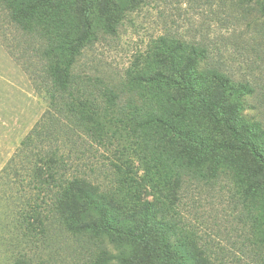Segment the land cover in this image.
<instances>
[{
  "label": "rangeland",
  "instance_id": "rangeland-1",
  "mask_svg": "<svg viewBox=\"0 0 264 264\" xmlns=\"http://www.w3.org/2000/svg\"><path fill=\"white\" fill-rule=\"evenodd\" d=\"M92 24L96 27L81 43L72 64L69 51L56 48L67 41L63 35L66 29H60L57 37L39 41L15 26L0 5V215L11 210L12 217L17 216L29 209L27 204H40L29 198L31 164L22 146L37 129L40 136L36 147L55 150L67 164V178L79 173L103 188L113 185L115 178L120 182L124 179L125 168L119 171L113 164L128 160L129 169L140 179L148 170L155 172L150 159L157 164L160 157V169L173 178L178 176V183L173 185L177 202L170 214L193 233L210 259L215 264H264V187L259 185L262 178L257 176L252 158L231 156L232 165L218 173L197 170L177 159L176 143L167 144L154 156L150 149L143 150L148 137L158 140L162 136L155 125L141 127V122H135L106 135L107 140H98L83 131L86 124L64 119L56 122L53 114L59 102L73 98L77 106L83 101L80 95L98 99L103 92L121 96L116 106L110 105L113 112L123 106L131 110L143 107L146 112L151 106L150 94L141 89L131 94L123 81L150 57L153 67L161 52L156 46L164 41L165 47L178 48L181 59L196 58L198 72L206 78L217 74L233 81L237 87L233 102L241 105L240 128L254 137L264 155V0H142L138 8L125 13L115 33L104 32L98 17H93ZM80 30L77 26L71 43L78 42ZM50 62L71 68L76 81L71 94L55 92L44 73ZM115 127L122 126L116 123ZM240 167L252 174L251 183L239 175ZM44 198L45 204L39 206L47 209L50 198ZM145 198L151 200L148 194ZM98 238L107 242L105 236Z\"/></svg>",
  "mask_w": 264,
  "mask_h": 264
},
{
  "label": "trees",
  "instance_id": "trees-1",
  "mask_svg": "<svg viewBox=\"0 0 264 264\" xmlns=\"http://www.w3.org/2000/svg\"><path fill=\"white\" fill-rule=\"evenodd\" d=\"M141 2L0 0V5L15 26L35 35L39 41L57 37L60 29H66L63 35L67 41L56 48L68 50L73 64L81 43L96 27L92 24L93 17H98L104 32L112 34L125 13L138 8ZM77 26L81 30L74 44L71 39L77 33ZM165 46L164 41L156 46L161 52L152 62L153 67L149 64L153 58L150 57L123 81L131 94L136 89L150 94L151 102H147L151 106L146 112L143 107L131 110L125 106L113 112L109 107L116 106L121 96L103 92L98 99L80 95L83 101L77 106L73 98L70 102H59L53 109L56 122L63 119L82 122L86 124L83 131L98 140L135 122H141V127L155 125L162 136L158 140L153 136L143 139L146 146L143 150L150 149L153 156L159 149L165 150L167 144L176 143L175 155L180 162L197 170L211 169L218 173L224 166L232 165L229 157L245 155L256 162L257 176L262 178L259 185L264 187V155L253 142L254 137L240 128L241 105L233 102L237 98L236 85L228 77L217 74L206 78L198 72L200 63L196 58L181 59L178 48ZM44 73L55 92L71 94L69 90L76 81L70 67L50 62ZM140 97L144 101V96ZM90 107L95 108L90 110ZM116 123L122 127L116 128ZM157 130L154 132L158 133ZM39 132L35 129L22 143L31 164L29 198L45 204L44 196H48L50 202L47 209L36 202L34 207L27 204L29 209L19 211L17 216L12 217L11 210L0 215V264H157V261L215 264L193 233L170 214L177 202L173 185L178 183V176L173 178L160 169V157L157 164L154 158L150 159L155 172L148 170L140 179L129 169L128 160L113 164L116 170L125 168L124 179L120 182L115 178L113 185L103 188L79 173L67 178L65 160L51 147L48 150L36 147ZM238 173L245 181L252 182L248 169L240 167ZM147 194L151 200L145 198ZM96 236H105L107 242L102 243Z\"/></svg>",
  "mask_w": 264,
  "mask_h": 264
}]
</instances>
